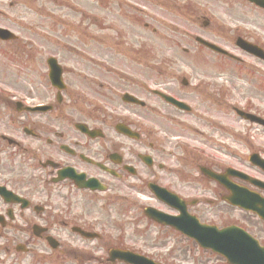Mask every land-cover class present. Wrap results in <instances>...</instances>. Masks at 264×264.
Wrapping results in <instances>:
<instances>
[{"label":"flooded vegetation","instance_id":"1","mask_svg":"<svg viewBox=\"0 0 264 264\" xmlns=\"http://www.w3.org/2000/svg\"><path fill=\"white\" fill-rule=\"evenodd\" d=\"M36 7L42 12L44 0H0V30L15 31L23 21L16 24L14 15ZM6 48L4 57L0 53V264H125L113 261L110 253L131 251V240L124 235L133 216L126 211L128 204L135 212L154 208L179 217L164 205L174 198L171 194L202 224L221 229L237 225L264 246V222L224 203L232 194L210 175L264 200V126L256 122H264V60L239 50L240 76L236 84L228 77L225 96L217 102L224 112L201 98L215 86H204L208 82L199 72L189 82L177 74L146 76L141 66L125 67L139 76L112 87L107 81L112 70L104 73L96 66L92 71L97 76H92L103 94L93 107L82 94L87 108L81 109L76 124L69 89L58 93L45 88L47 96L39 97L36 87L22 91L12 72L17 53ZM78 80L89 91L84 76ZM149 81L164 94L189 103L187 114L150 91ZM49 96L48 109L38 110L45 107L40 99ZM238 109L255 120L239 118ZM216 117L224 120L223 127ZM190 141L202 149L197 151ZM94 179L95 191L89 186ZM133 197L146 206L135 205ZM97 201L109 209L106 224L95 218ZM117 205L123 208L119 228L111 217ZM226 207L233 214L230 223ZM184 252L188 249L179 250Z\"/></svg>","mask_w":264,"mask_h":264},{"label":"rangeland","instance_id":"2","mask_svg":"<svg viewBox=\"0 0 264 264\" xmlns=\"http://www.w3.org/2000/svg\"><path fill=\"white\" fill-rule=\"evenodd\" d=\"M181 2V0H180ZM125 3H128L125 0ZM177 3V0H168L166 3L159 5V10L168 9ZM190 3V13L193 12L195 8L200 10L199 14L191 15L190 17L180 19L174 16H161L154 15L150 13L149 0H135V6L138 10L145 13V15H150L151 17H146L144 15H139L141 17V27L137 26L136 21L127 22L122 20L120 33L124 32L128 41V47H137L138 45L145 49V58L148 60L164 59L165 57H179L184 58V49H198V45L195 44L196 35H200L206 39L212 40L213 43L225 45V47L234 50L235 43L233 40V31L236 27L240 26L241 29H245L247 32H252L253 36L258 37L259 42H264V12L255 9L252 5L248 3L247 0H188ZM90 6V7H89ZM77 7L82 13L87 15H92L96 7L94 6V0H78ZM46 17H54L53 21L42 20L43 24L53 23L59 19H63L62 26L58 27L56 32L52 28L47 27L46 29H36L33 30L30 35H28L30 41L32 42L34 48H36L39 58L35 64V84L36 86L48 85L41 74H37L38 70L43 69L42 66V54L45 57L48 54L59 56L60 60L65 63V65L74 70L77 65L85 66L89 65V62L84 61L82 58H78L79 52L88 55V58L92 59V54L99 55L101 50L98 44L90 43L88 45L89 38L97 39L103 38L102 44L106 50L108 47V42L112 39L109 37H116L118 32L109 31L107 24L103 22V13L99 11L92 19L90 17H82L81 15H73L71 11L65 10L63 8L59 9L47 7ZM199 17H204L209 19L212 23L209 29L204 30L202 19ZM37 20V19H36ZM35 20V21H36ZM245 22H249L246 24ZM149 26V29L145 28V25ZM116 25V24H115ZM153 29L156 33H152ZM135 32V34H134ZM222 33V35H221ZM84 36H80V35ZM135 35L138 36L135 37ZM67 37L69 39H67ZM79 41V42H78ZM65 45L67 49L71 50L72 53L65 50L62 51L60 46ZM207 60L206 54L204 55ZM87 57V56H86ZM211 63H216L214 66L208 69H212V75L214 78L218 79L217 82L220 83L224 74L237 76L235 71L231 68L223 70L219 61L216 57H210ZM208 71V70H207ZM33 77H26L19 74L18 85L20 88H28ZM215 82V81H214ZM75 83V81H74ZM220 90V87L218 88ZM221 108V106H220ZM223 109V108H221ZM220 136L217 137L219 140ZM220 159H226L217 155ZM118 207L112 208L111 217L112 223L119 228L122 223V219L118 218L122 209L120 205ZM101 208V207H100ZM129 211H135L132 208H128ZM226 212L232 214L231 211ZM233 215V214H232ZM96 218L102 220L105 224L108 223L107 212L103 209L100 210L97 207ZM132 220L130 225L127 226L126 232L129 234V239L133 240L135 248H138L141 241H144L145 237H151V240H155L152 245H157L163 242L164 239L169 241L170 235L166 233V230L157 228L153 223H148L147 220L139 218V213L137 215L131 216ZM143 226L145 229H143ZM164 238V239H163ZM167 244V243H166ZM165 244V245H166ZM169 248V247H168ZM166 248L165 250H168ZM193 252H184L173 255V259H170V255L173 254L172 250L169 252H158L154 255L158 262L162 264H225L223 260L218 257L215 258L209 254H205L193 247H189ZM171 252V253H170ZM180 254V255H179ZM207 264V263H206Z\"/></svg>","mask_w":264,"mask_h":264},{"label":"water","instance_id":"3","mask_svg":"<svg viewBox=\"0 0 264 264\" xmlns=\"http://www.w3.org/2000/svg\"><path fill=\"white\" fill-rule=\"evenodd\" d=\"M231 234V233H230ZM230 234H226L227 236H230ZM232 235V234H231ZM221 236V235H219ZM232 237H236V235H232ZM250 242L249 239H247L245 237V241L243 239H240L239 241L237 240H231L229 242V246H230V252H227V254H225L228 258L231 264H254V263H258L261 264L262 259L258 260V251H255L252 255L249 256V254L244 255L243 257L239 256L241 255V252L245 246L246 243ZM238 248V251L240 254H238V256L236 255V257L234 258L231 254V250H233L234 248ZM213 248V247H212ZM248 252L251 251V247L248 246L247 247ZM235 256V255H234ZM147 264H151V263H147ZM264 264V263H263Z\"/></svg>","mask_w":264,"mask_h":264}]
</instances>
